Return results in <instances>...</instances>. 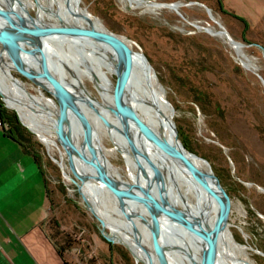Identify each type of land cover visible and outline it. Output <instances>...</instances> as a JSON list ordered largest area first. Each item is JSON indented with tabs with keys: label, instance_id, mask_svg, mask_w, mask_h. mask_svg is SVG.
<instances>
[{
	"label": "rangeland",
	"instance_id": "obj_1",
	"mask_svg": "<svg viewBox=\"0 0 264 264\" xmlns=\"http://www.w3.org/2000/svg\"><path fill=\"white\" fill-rule=\"evenodd\" d=\"M155 1L203 4L211 9L210 15L196 5L183 7L180 13L193 25L218 30L213 21L215 19L233 40L247 45L234 38L235 28H241L235 26L240 25L236 20L241 19L239 14L223 9L220 4L225 11L221 12L216 0ZM142 3L133 8L121 0H80V6L99 20L107 31L130 42L136 57L143 54L157 78L162 80L163 85L160 84L165 90V97H169V101L166 100L173 109L172 122L196 153L193 154L208 159L204 160L212 172L214 169L220 176L226 189L224 191L230 200L227 223L232 237L240 245L250 248L252 264H264V257L256 252L264 254L261 250L264 236L246 233L247 227L255 229L258 225L255 220L249 222V211L264 226V85L254 74H258L264 82V59L261 52L255 47L242 50L246 60L254 65L253 73L247 71L245 65L242 68L237 63L236 55L225 43V39L197 30L170 10L148 11L150 7L145 6L148 2L144 0ZM54 4L59 8L61 1L54 0ZM34 7L32 3L28 6L32 17L35 16ZM73 23L68 22L69 25ZM255 33L256 40L264 44L261 30L257 29ZM4 70L21 81L28 93L52 99L46 93L45 83L34 82L32 78L28 80L9 68ZM82 78L80 74L77 81L83 82ZM111 81L115 83L114 77ZM85 88L92 100L107 106L91 82L85 81ZM197 91L206 97V102L201 106L193 102ZM2 103L7 111L16 114ZM32 135L41 147L37 149L43 155V171L51 190L53 214L46 227L58 247L65 250L64 260L68 264H144L136 262L122 245L110 244L103 239L99 222L87 211L76 187L72 182L64 181L60 168L52 161L54 159L59 162V155L63 152L59 144L58 149L48 151ZM99 139L104 150L115 149V140L107 132L102 133ZM102 152L117 170L121 180L131 183V173L122 153L118 150L108 154ZM129 152L131 154L130 148ZM63 157L64 172L80 184L79 180L70 176L64 154ZM132 227L136 230L134 225ZM104 233H109L106 227Z\"/></svg>",
	"mask_w": 264,
	"mask_h": 264
},
{
	"label": "water",
	"instance_id": "obj_2",
	"mask_svg": "<svg viewBox=\"0 0 264 264\" xmlns=\"http://www.w3.org/2000/svg\"><path fill=\"white\" fill-rule=\"evenodd\" d=\"M61 2H63L66 13L80 14L86 18L91 16L85 8L80 6V0H61ZM5 3L4 8L0 7V49L6 53L14 72L28 80L30 78L34 79L35 75L25 70L24 65L26 60L41 68L40 73L39 71L37 72L36 78L45 83L46 93L51 96L57 105L56 141L66 157L70 176L82 182L76 173V161L87 167L92 172L93 180L101 185L102 190L115 202L117 209L126 220H129L132 215L134 216L135 208L141 206L149 216L148 239L158 264H169L166 250L167 246H170V243L174 239L170 240L166 235L168 228L182 230L200 242L201 253L199 261H195L187 253L190 264H221L220 237L222 232L227 228V215L230 210L229 197L207 161L187 151L179 141L177 129L167 114L173 112V109L170 103L163 99L165 90L143 54L140 53L147 63L148 77L152 76L158 82L161 89L159 94L154 93L150 104L153 106L156 117L159 120L161 119L163 126L167 128L169 139L163 140L165 139L163 134L154 131L139 119L135 118V122L146 138L159 149L166 159L182 163L194 175L201 195L213 205L216 212V221L212 225L202 217L195 216L191 212L185 209H178L175 206L158 165L153 161L144 148L143 143L137 139L132 131L130 123L134 117L125 106V98L131 84L134 69V52L130 48V42L124 37L107 31L97 19L99 27L91 25L84 27L75 22L71 25L61 23L58 26H48L43 22L37 21L36 15L32 17L23 8L19 0L5 1ZM14 4L16 8L13 7ZM192 4L204 7L206 12L211 13L210 9L203 4L197 2H192ZM156 5H161L163 7L161 9H170L171 6H176L175 11L179 14L177 10L179 6L175 2L157 3ZM213 21L218 26V32L226 38L227 43H237L218 21ZM64 38L86 40L95 45L105 46L113 51L118 62L122 64L123 77L122 79H119L117 76L115 77L110 101L106 106L109 119H105L101 115L100 118L98 112L93 110V105L87 102L86 104L92 108L93 112L95 111V115L103 125L108 128H114L128 144L136 171V175L131 183L115 179L108 170L107 165L100 161L99 154L91 143L94 136L92 127L83 113L77 109L75 100L77 101L78 97H74L67 90L63 76L56 68V64L51 59L52 56L45 48L46 40H62ZM244 47L257 48L264 59V48L261 45L247 44ZM237 63L243 68L240 61L237 60ZM254 74L264 85L262 78L258 74ZM0 97L5 103L1 92ZM6 107L9 108L7 105ZM15 112L20 124L30 131L22 123L17 111ZM71 117L72 119L76 117L83 128L84 133L80 132L83 145L79 147L76 142L78 134L75 135V131L73 130L74 125L70 123ZM31 133L33 134V132ZM191 157L203 161L208 168V173H202L190 160ZM52 161L57 163L56 160ZM57 165L61 169L60 164ZM71 184L76 187V191L81 197L87 211L99 222L103 239L107 243L116 244L111 239L110 232L109 234L104 233L105 226L103 222L90 209L88 201L80 191V187L75 181ZM256 252L264 257V254L261 252L257 250Z\"/></svg>",
	"mask_w": 264,
	"mask_h": 264
},
{
	"label": "bare ground",
	"instance_id": "obj_3",
	"mask_svg": "<svg viewBox=\"0 0 264 264\" xmlns=\"http://www.w3.org/2000/svg\"><path fill=\"white\" fill-rule=\"evenodd\" d=\"M5 1L10 2L9 0ZM19 1L27 12L29 4L32 3L35 6L34 8H36L35 15L37 21L43 22L48 26H58L61 23L68 24V22L72 21L81 24L84 27L90 25L99 27L97 21H100H96V18L93 16L86 18L80 14H74L71 12L66 13L63 2H61L59 8H56L54 6V0ZM143 1L144 0H121L122 3L127 2L133 8L141 6ZM5 5L6 3L3 0H0V7L4 8ZM187 6L193 5H186L183 3L181 7ZM150 7L151 8H149L148 11H150V9L152 11L163 8L161 5H150ZM175 7L176 6H171L168 10L175 12ZM202 8L205 10L204 7ZM207 13L209 15L211 14L209 12ZM198 25L199 24L195 25L197 30H201L204 33L221 38L222 40L225 39V43L234 52L236 59L240 61L243 67L245 65V70L252 71L253 73V63L251 61L248 62L242 53V50L246 48L244 47L246 45L235 40L234 41L237 42L236 44H229L224 35L218 32L219 29L214 30L210 27L207 28ZM203 28L206 30L203 31ZM45 46L48 53L52 56L51 59L56 64V68L63 76L67 90L72 93L74 97H78V100H75L77 109L83 113L88 122L92 125L91 129L93 131H91L94 133V136L91 143L96 148L100 161L107 165L108 170L115 179L122 181L117 170L112 167L102 152L105 151V153L108 154V152L111 153L115 150L120 151L124 156L126 165L129 167L133 180L136 171L125 139L114 128H108L99 122V119H96L95 111L93 112L92 108L86 104V102L91 103L93 105V110L98 112L100 118L102 116L105 119H109L106 106L92 100L88 95L85 88V81H89L94 85L97 93L101 96L103 103H107L106 105H108L114 85L111 78L114 77L115 79L117 76L119 79H122V64L118 62L115 54L109 48L95 45L86 40H72L66 38L62 40L52 39L46 40ZM133 58L134 69L132 80L125 98V106L134 117L133 121L130 123L132 131L137 139L143 143L144 148L147 150V153L153 161L158 165L175 206L178 209H185L195 216L202 217L212 225L216 221V212L213 205L201 195L194 175L188 167L184 166L182 163H176L166 159L159 149H157L146 138L135 122V118L139 119L154 131L163 134L165 138L163 140L169 139L167 128L163 126V121L156 117L153 111V106L150 104L154 93H160V86L152 76L148 77L147 63L143 57H136L134 53ZM24 67L25 70L35 75L34 79L32 78L34 82L43 83L40 79L36 78L37 72L39 71L40 73L41 68H38L28 60L25 61ZM5 68L13 70V66L6 53L0 49V92L4 97L6 105L17 111L22 123L33 132L38 140L45 145L48 151H53L56 148L58 149L55 135L57 127V105L52 99L28 93L24 89L22 82L16 79L7 70H4ZM80 74L83 77V82L77 81V77ZM163 99L166 100L165 95L163 96ZM167 114L172 122L173 112ZM70 123L71 125H74L73 130L75 131V135L78 134L76 138L77 146H82L83 140L80 134V132L84 133L82 126L76 117L73 119L71 117ZM104 132H107L114 138L116 144L115 149L104 150L102 148L99 138ZM59 157L60 159L57 164H60L61 166L60 170L61 173L63 172L62 176L64 181L73 183L74 180L71 179L63 169V152L60 153ZM191 158L190 160L202 173H208V168L203 161ZM76 163L77 174L82 182H80V184L77 182L75 183L80 187V191L88 201L90 209L95 212V215L103 222L104 226L110 232L111 239L114 240L116 244H120L127 249L136 262L141 261L144 264H158L148 239L150 220L145 210L139 206L134 209V216L131 214L132 217L129 220H125L121 215V212L117 209L115 202L105 193V191L102 190L101 185L93 180L91 175L92 172L83 164L77 161ZM130 223L135 226L136 230L133 229ZM166 235L170 240L174 239V241L170 243V246H167V253L165 252L169 264H190L187 253H189L195 261H199L201 253V245L199 241L178 229L173 230L172 228H168L166 230ZM220 244L222 253L221 264H252L249 253L250 248L245 245H240L234 240L229 231L228 223L226 230L221 234Z\"/></svg>",
	"mask_w": 264,
	"mask_h": 264
},
{
	"label": "crops",
	"instance_id": "obj_4",
	"mask_svg": "<svg viewBox=\"0 0 264 264\" xmlns=\"http://www.w3.org/2000/svg\"><path fill=\"white\" fill-rule=\"evenodd\" d=\"M221 4L247 25H235L241 27L235 28L236 40L264 46L255 33L259 29L264 35V0H221ZM49 191L34 159L0 125V264L64 263L46 227L53 214Z\"/></svg>",
	"mask_w": 264,
	"mask_h": 264
},
{
	"label": "trees",
	"instance_id": "obj_5",
	"mask_svg": "<svg viewBox=\"0 0 264 264\" xmlns=\"http://www.w3.org/2000/svg\"><path fill=\"white\" fill-rule=\"evenodd\" d=\"M98 2V1H97ZM216 4H217V8L218 10L220 9L221 12H225L221 9V0H216ZM208 8V7H207ZM210 9V8H208ZM211 10V9H210ZM236 18V17H235ZM237 22L244 26L245 28H247V25L245 23L244 20L236 18ZM248 44V43H247ZM264 48V46H262ZM148 62V61H147ZM159 82L163 85L162 80L160 78H158ZM196 99H194L193 102H197L200 106L202 105V103L206 102V97L203 95L202 92L197 91L196 92ZM167 100L169 101V97L166 95ZM0 125L5 133V135L12 140L13 142H15L25 153H27L29 156H31L38 169L39 172L45 177V188H47V178L45 175V172L43 171L45 164L43 161V155L41 154L40 150L37 149L41 148L40 145H38V143L34 140L33 135L31 133H29L26 128H24L18 118L17 115L13 112H9L7 111L4 106L3 103L0 99ZM177 133H178V138L179 141L181 142V144L183 145V147L189 151L190 153H194L196 154L191 148L190 146L187 144V141L185 140L181 130L177 127ZM206 159V158H204ZM208 160V159H206ZM213 173L214 175L219 179L221 186L224 189V185L222 184V181L220 179V176L216 173V171L213 169ZM226 191V189H224ZM48 193V189L46 190ZM50 191H49V195H50ZM248 216H249V222H253L254 220L256 221L257 227H252L249 226L246 229V233L247 234H252V235H259L260 237L264 236V226L262 225L261 221L255 216V214L252 211L248 212ZM50 221V219L48 220V222ZM262 226V227H259ZM56 235L59 234V232L57 231V229L55 230ZM254 235V236H255ZM52 238V237H51ZM53 240V239H52ZM54 241V240H53ZM55 244V248L56 251L58 253V255L60 256V258L64 261V264H68L65 260H64V254H65V250L63 248L58 247L57 243L54 241ZM108 246L110 247V244H108ZM264 246V245H263ZM262 246L261 250L264 253V247Z\"/></svg>",
	"mask_w": 264,
	"mask_h": 264
},
{
	"label": "built area",
	"instance_id": "obj_6",
	"mask_svg": "<svg viewBox=\"0 0 264 264\" xmlns=\"http://www.w3.org/2000/svg\"><path fill=\"white\" fill-rule=\"evenodd\" d=\"M144 2V1H143ZM146 2H148V3H146V5L145 6H147V7H150V5H156L158 2H156L155 0H146ZM175 3H177L180 7H178V12H179V14L175 11V12H173V13H175L176 15H178L185 23H187V24H189V25H191V26H193V27H195V25H193V24H191V23H189L182 15H181V13H180V9L181 8H183V7H181L182 6V4H183V2H175ZM184 4H186V5H194V4H192V2H190V3H184ZM195 6V5H194ZM187 7H189V6H187ZM151 8V7H150ZM152 9H155V8H152ZM155 10H157V9H155ZM159 10H168V9H159ZM202 30H206L205 28H203ZM199 31H201V30H199Z\"/></svg>",
	"mask_w": 264,
	"mask_h": 264
},
{
	"label": "flooded vegetation",
	"instance_id": "obj_7",
	"mask_svg": "<svg viewBox=\"0 0 264 264\" xmlns=\"http://www.w3.org/2000/svg\"><path fill=\"white\" fill-rule=\"evenodd\" d=\"M252 44V43H251ZM257 45H259V44H257Z\"/></svg>",
	"mask_w": 264,
	"mask_h": 264
}]
</instances>
